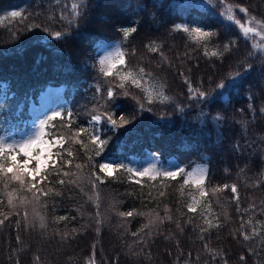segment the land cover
<instances>
[{
    "label": "trees",
    "instance_id": "trees-1",
    "mask_svg": "<svg viewBox=\"0 0 264 264\" xmlns=\"http://www.w3.org/2000/svg\"><path fill=\"white\" fill-rule=\"evenodd\" d=\"M73 2L0 0V85H9L7 95L0 89V104L10 109L8 115L0 116V132L27 130L30 105H36L47 89H62L66 104L61 109L64 119L52 121L50 132L68 138L80 128L88 129L79 137L87 154L71 140L64 145L73 151L72 166L65 169L73 175L64 179L76 183L61 186L52 175L51 184L41 185L60 193L42 197L41 203L47 205L40 208L45 228L30 209L25 219L24 209L16 215L11 214L6 200L0 205V212L10 215L0 226V264H264V56L260 53L264 46L243 38L238 25L221 15L231 5L242 23L239 5L248 10L249 19L254 16L264 21V0H207L214 15L202 14L199 9L185 10L187 4L198 0H89L87 20L78 29H68L70 35L63 41L52 39L43 29H65L60 13L70 15ZM11 11H20L26 19L11 18ZM101 17L117 27L102 24ZM193 17L215 35L195 43L182 31L172 30ZM124 26L137 27L127 41L117 30ZM79 33H86L89 39L82 35L77 38ZM97 35L123 44L128 67L134 71L143 68L171 98V102L148 105L140 89L126 85L152 111L136 114L137 104L131 96L116 102L121 105L119 109L109 103L107 111L117 121L121 114L125 119L135 115V119L116 130L105 123L95 129L102 133V139H108L100 156L94 155L89 142L91 118L105 111L101 105L109 81L112 85L119 81L102 77L93 67L97 54L92 40ZM232 40L235 46L223 51ZM149 45L159 47V51H149ZM253 45L258 46L255 56L250 55ZM212 51L222 55L213 57ZM248 63L252 65L250 73ZM237 71L248 79L226 98L216 100L217 84L227 83L229 73ZM97 84L100 93L95 90ZM189 84L212 93V102L192 99ZM67 111L72 113L70 128L66 126ZM218 115L222 117L219 121ZM150 154L162 163L173 160L186 170L207 168L204 187L209 195L196 213L188 212L186 205L192 195L199 198V193L192 186L181 192L182 177L176 181L144 178L141 186L119 171L113 177L100 174L104 183L96 182L95 188L89 183L94 181L91 174L98 173L89 155L97 165L105 157H119L129 165L133 161L144 163ZM76 164L83 165L82 169ZM77 174L83 179L76 180ZM224 185L229 186L227 190L212 194L213 189ZM233 185L238 189L236 194L231 192ZM97 193L98 201L89 199ZM205 204L210 207L205 208ZM128 211L136 214L119 215ZM156 214L163 222L145 228ZM63 216L68 219L60 220ZM205 219L220 226L202 231ZM253 227L259 235L245 241L242 233L251 234Z\"/></svg>",
    "mask_w": 264,
    "mask_h": 264
},
{
    "label": "snow or ice",
    "instance_id": "snow-or-ice-1",
    "mask_svg": "<svg viewBox=\"0 0 264 264\" xmlns=\"http://www.w3.org/2000/svg\"><path fill=\"white\" fill-rule=\"evenodd\" d=\"M60 0H56V3H59ZM162 7V5H160ZM177 7H185L181 5H174ZM99 7V5H97ZM239 8L241 13H244L245 16H248V10L246 8L236 6ZM187 9H199L202 14L214 15L209 8L207 0H198L197 3H189L185 7ZM91 11L89 0H74L71 4L70 15L65 14L63 11L60 13V20L64 21L66 24L65 29L61 31H51L50 29H43V31L48 32L52 39L57 41H63L66 37L70 35L68 29L79 28L80 23L86 21L88 14ZM11 18H21L26 19L20 11H11ZM226 17L228 22H234L238 25L239 30L246 40L250 36H258L264 40V21H258L256 17L252 16L248 22L247 26L244 23H241L239 19L235 17L234 9L231 5L227 6L226 12L221 14ZM53 19V17H49ZM102 24H111L112 27H117L116 24H113L109 19L101 17ZM229 28L231 24L226 25ZM35 27H40L36 25ZM29 31L32 30V26H29ZM118 31L122 32L123 41H127L130 36H132L136 31L137 27H120L117 28ZM173 31H182L188 35L193 42L201 43L209 40L215 33L211 29H206L203 27L201 22L193 17L191 20L177 24L173 26ZM84 36L85 39H89L86 33H79V36ZM13 38L18 39V36L13 33ZM93 45L97 54V64L93 65L96 68L99 75L104 78H113L118 79L119 83L112 85L109 81V87L106 89L103 98V104L101 107L105 109L104 112L100 114H95L91 118V125L93 130L89 133V142L93 146L92 151L95 156L102 155L108 144V139H102V133L95 130L102 123H105L109 126L110 129L116 130L120 127H125L127 124L131 123L135 119V115L131 119H125L123 114L120 115L119 121L114 119V114L107 111L109 103L115 105L117 109L121 105L116 102L121 99V97H129L133 99L137 104L136 114H141L143 112H151L150 107H146L145 103L141 102L140 97L132 95L129 91V88L126 85H130L137 89H140L145 94V100L148 105H151L156 102L167 103L171 102V98L164 94L163 86L158 85L155 82H150V74L145 73L143 68L138 69L137 71L132 70L128 67L126 52L123 50V44L116 42H109L106 38L97 35L93 40ZM235 46V40L230 41L224 45L223 51H230L231 47ZM258 46L253 45L254 51L250 55L255 56V49ZM149 51L158 52L159 47H154L152 45L148 46ZM101 53H103L101 55ZM260 53L264 56V49H260ZM134 54V52H133ZM205 55H208L207 51ZM222 53L218 51H212L211 56L218 57ZM42 59V57H41ZM39 62V60L37 61ZM246 70L250 73L252 70V65L248 63L246 65ZM147 77V79H146ZM248 79L247 76H242L240 72L229 73L227 83L221 81L217 84V89L219 90L216 100L221 98H226L231 91H234L236 88H239L245 83V80ZM188 83V81H185ZM0 89H3L4 94L7 95L9 91V85L3 84L0 85ZM116 89H119L117 91ZM97 93L101 92L99 84L95 86ZM188 91L190 94L194 93L191 96L194 100H199L201 102H212L213 96L212 93H209L205 90L194 89L191 84H189ZM9 110H5L3 104H0V116L8 115ZM179 111L183 112V108H179ZM64 119V113L60 110L52 112L51 115H47L44 119H41L36 123L35 127L25 136L21 138H9L7 135L0 136V205L5 204L12 210L11 214L19 215V209H24L23 215L25 219L28 218L29 209L34 218L40 221V227L43 229L46 227L45 217L41 215L40 208L46 207V203H41L42 197H48L50 195H59V192H54L52 187H41L47 182L51 184L49 177L55 175L57 177L56 183L63 186L66 183L73 184L76 183L74 180H66L64 178L73 175L65 169L71 168L73 151L71 148H65L64 145L69 143L71 140L72 143L80 145L84 149L85 154H87L88 149L85 146V143L81 137L85 132L88 131L86 128H80L76 130L71 137L65 138L64 136H57L54 133L50 132L49 129L54 127L51 123L57 119ZM67 118L69 124L66 125L70 128L72 113L67 111ZM219 121L222 119L219 115L216 117ZM121 145V149H122ZM115 154V150L114 153ZM67 156L68 159L64 157ZM151 163L147 165H141L139 167H131L123 162H120V158L109 159L105 157L103 161H100L98 165L95 163L94 156L89 155L88 160L91 163L93 168L98 167V173L93 172L91 175L94 177V181H89L92 184V187H96V182L104 183V180L101 179L103 174L106 177H113L116 172L124 171L130 177H132V182L138 185H142V180L147 178L149 181H157L158 179L176 181L182 177L181 183V192L183 189L189 186H192L199 193V198L192 195L190 197L191 203L186 205L188 212L196 213L200 208L201 204L204 203L203 198L209 195V192L204 187L206 184V173L207 168L205 166H197L193 170H186L184 167L178 165L175 161H169L168 167H161L159 165V157H151ZM77 169H82L83 165L76 164ZM63 177V178H62ZM83 179L82 176L76 175V180ZM163 187V186H162ZM228 185H224L223 188H215L212 191V194L215 195L217 192L222 190H227ZM231 192L236 194L238 189L235 185L231 186ZM165 193L161 191L160 196H163ZM90 200H99L98 193L95 196H90ZM235 199L239 201V196L236 195ZM205 208L210 207V205L205 204ZM99 208V203H97ZM134 211L120 212L119 215L122 217H132ZM142 214V213H141ZM148 215H151L149 213ZM0 216H3L0 219V226L4 225L5 221L10 218L9 214L0 212ZM60 220H67L68 217L63 216L59 217ZM167 219H171L170 216ZM218 219V218H217ZM163 222L159 214H156L154 219H149L148 223L145 225V228H151L157 222ZM206 227L202 231H208L212 228H218L219 223H213L212 220L205 219L204 221ZM251 225V221L247 222ZM243 227V225H242ZM147 234V233H146ZM139 233H133V236H138ZM243 239L249 241L253 237L259 235L253 227L251 234L242 233ZM19 239V237L17 238ZM207 248V245H205ZM251 251V249H249ZM216 255V253H212ZM37 261L39 257L36 258ZM199 259V257H197ZM241 261H245V257H240Z\"/></svg>",
    "mask_w": 264,
    "mask_h": 264
},
{
    "label": "rangeland",
    "instance_id": "rangeland-1",
    "mask_svg": "<svg viewBox=\"0 0 264 264\" xmlns=\"http://www.w3.org/2000/svg\"><path fill=\"white\" fill-rule=\"evenodd\" d=\"M242 15V23H244L247 26V22L249 18L245 16L244 13H241L240 11L238 12ZM250 39H254L256 44H259L261 46H264V40H262L258 36H250ZM103 53H101L102 55ZM152 82V81H150ZM63 90L62 89H47L44 91L42 94H40L38 98V103L36 105L31 104L29 108V120L27 122L28 124V129L22 130L19 133H15L14 130L10 129L7 131L0 132V136L7 135L9 138H21L22 136H25L28 134L38 123L39 120L44 119L47 115H51L52 112L56 110H60L65 107V101L63 99ZM173 161V160H168L166 163H162L159 159V165L161 167H168V162ZM151 158L144 163H138V162H131L128 166L131 167H139L141 165H147L148 163H151Z\"/></svg>",
    "mask_w": 264,
    "mask_h": 264
}]
</instances>
